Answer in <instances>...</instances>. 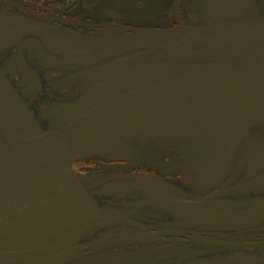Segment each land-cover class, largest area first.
Here are the masks:
<instances>
[{"label": "flooded vegetation", "instance_id": "1", "mask_svg": "<svg viewBox=\"0 0 264 264\" xmlns=\"http://www.w3.org/2000/svg\"><path fill=\"white\" fill-rule=\"evenodd\" d=\"M241 86L164 132L162 67ZM0 264H264V0H0Z\"/></svg>", "mask_w": 264, "mask_h": 264}, {"label": "water", "instance_id": "2", "mask_svg": "<svg viewBox=\"0 0 264 264\" xmlns=\"http://www.w3.org/2000/svg\"><path fill=\"white\" fill-rule=\"evenodd\" d=\"M241 82L236 65L215 66L201 74L162 67L125 95V107H133L125 111L150 116L164 132H173Z\"/></svg>", "mask_w": 264, "mask_h": 264}]
</instances>
